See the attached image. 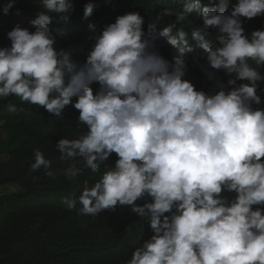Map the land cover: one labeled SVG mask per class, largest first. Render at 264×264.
Masks as SVG:
<instances>
[{"label": "clouds", "instance_id": "clouds-1", "mask_svg": "<svg viewBox=\"0 0 264 264\" xmlns=\"http://www.w3.org/2000/svg\"><path fill=\"white\" fill-rule=\"evenodd\" d=\"M15 2L7 0L3 13ZM41 4L45 10L30 21L34 31L17 23L7 33L10 46L0 47V99L15 96L57 117L70 104L77 109L87 131L56 142L62 160L80 157L97 172L112 153L118 157L65 206L79 204V214L95 216L129 205L146 218L153 234L126 264H264V109L252 107L261 103L264 30L248 36L240 19L264 15V0H237L230 14L226 0L219 10L191 0L176 13L175 24L187 22L211 68L234 74L228 85L248 81L212 95L183 78L192 49L182 28L172 35L175 24L161 32L174 49L172 63L146 36L144 18L129 12L99 32L90 24L95 42L77 64L69 50L54 46L49 27L70 20L73 0ZM93 10L89 0L84 18ZM193 13L201 26H192ZM209 27L218 29L215 45L206 39ZM94 83L100 86L95 92ZM7 110L15 112L16 105ZM34 155L33 171L50 168L39 149ZM81 172L73 166L66 175ZM223 191L236 196L228 201ZM145 196L151 202L136 203Z\"/></svg>", "mask_w": 264, "mask_h": 264}, {"label": "trees", "instance_id": "trees-1", "mask_svg": "<svg viewBox=\"0 0 264 264\" xmlns=\"http://www.w3.org/2000/svg\"><path fill=\"white\" fill-rule=\"evenodd\" d=\"M88 2L73 0L75 9L70 20L66 23L54 21L49 26L56 38L54 46L69 50L74 62L82 64L95 42L90 24L99 32L117 16L129 12H138L144 18L142 27L146 36L169 63L173 62L174 49L161 32L175 24L176 13L183 11L191 0H91L93 14L84 18V4ZM236 2L226 0L228 14ZM5 3L7 0H0V47L10 46L7 33L17 23L34 31L30 21L36 18L39 10H45L41 0H16L4 14ZM220 3L221 0H200L201 8L217 7L219 10ZM240 19L248 36L254 30H264V15ZM189 20L192 26L203 24L195 13L189 16ZM189 27L184 22L172 28V35L181 28L187 33V44L192 49L185 56L184 79L209 95L215 94L221 86L230 90L241 83H248L237 80L235 86L228 85L227 81L234 78V74L211 68L206 51L192 37ZM217 34L218 29L209 27L206 39L210 45L216 44ZM250 63L255 66L254 62ZM258 71L264 74V65L259 66ZM257 83L261 103H253L252 107L264 109V81ZM92 87L95 92L100 86L94 83ZM9 103L16 105L15 112L7 110ZM78 117L79 111L71 104L57 117L42 106L21 102L15 96L0 99V121L7 131L5 137L0 131V186L17 184L21 188L20 192L0 196V264H126L135 248L152 236L146 218L132 212L129 205L118 204L112 210L91 216L79 214V204L76 209L69 210L63 203L66 199L77 198L85 181L91 187L118 159L116 153H112L97 172H92L80 157L60 158L56 142L64 137L78 138L87 131ZM36 149L51 161L49 169L43 166L35 171L31 169ZM73 166L82 172L70 178L66 171ZM46 171L53 175H46ZM221 195L231 201L236 193L223 191ZM145 202H151V198L145 196L136 201L140 205Z\"/></svg>", "mask_w": 264, "mask_h": 264}, {"label": "rangeland", "instance_id": "rangeland-1", "mask_svg": "<svg viewBox=\"0 0 264 264\" xmlns=\"http://www.w3.org/2000/svg\"><path fill=\"white\" fill-rule=\"evenodd\" d=\"M0 131L2 133V136L5 137L7 136V131L3 127V123L0 121ZM21 188L17 184H7L0 186V196L15 193V192H20Z\"/></svg>", "mask_w": 264, "mask_h": 264}]
</instances>
